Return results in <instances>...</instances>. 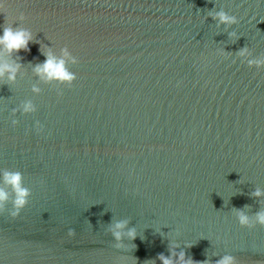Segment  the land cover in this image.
Instances as JSON below:
<instances>
[{
  "label": "water",
  "instance_id": "95a60500",
  "mask_svg": "<svg viewBox=\"0 0 264 264\" xmlns=\"http://www.w3.org/2000/svg\"><path fill=\"white\" fill-rule=\"evenodd\" d=\"M0 2V36L32 34L0 45V264H264L238 223L264 211V0ZM48 53L71 83L37 73ZM5 171L31 193L16 218Z\"/></svg>",
  "mask_w": 264,
  "mask_h": 264
},
{
  "label": "clouds",
  "instance_id": "9594fccd",
  "mask_svg": "<svg viewBox=\"0 0 264 264\" xmlns=\"http://www.w3.org/2000/svg\"><path fill=\"white\" fill-rule=\"evenodd\" d=\"M0 10L6 11V5L3 2H0ZM20 18L24 19L23 13L20 14ZM213 19H218L221 23H226L230 25L238 24V19L233 16L229 15L223 11L215 13L213 15ZM231 36L235 37L236 33H230ZM32 40V34L29 30L25 28L20 27H13L11 25H8L4 27L3 29V36H0V45H3V47L8 50L9 53L15 51L19 52L21 50L27 51L28 50V43ZM245 49L241 50V55L245 52ZM65 55H68L67 49H64ZM75 62V61H74ZM251 63H264V61H250ZM5 71H8L11 73L9 75V79H14V73L16 71L15 68L10 67L9 65L5 64L3 66H0V76L4 74ZM37 73H45L48 78L50 79H57L61 82H68L71 83L75 77L72 73L66 70L65 67V61L63 59H60L57 61L54 57H52L51 53L47 54L46 61L43 63V65H37L36 67ZM25 112L32 111V105L27 104L25 105ZM13 125H16V121H13ZM38 131H42L43 128L39 125H36ZM3 181L6 185L10 186L14 191V199L12 201V211L8 213L12 218H16L19 216L20 212L27 206L28 204V198L31 195L30 191L23 186V175L21 172H11V171H5L3 175ZM255 196H260L261 193L259 190H257L254 193ZM8 201V194L7 192L0 188V208H3ZM255 224H253L249 218L248 215L244 214L242 211L239 212L238 215V223L241 227H247L249 229L256 227V225H259L261 227H264V211H260L256 213L255 216ZM117 228L124 227V223H118L116 225ZM69 236L74 235L73 230H69ZM115 238L117 241L121 239L120 232L114 233ZM128 236L131 239H135L136 233L135 230H130L128 232ZM188 247H191V245H187ZM116 247H119V245H116ZM159 259L162 260L163 264H173V261L170 258H165L162 254L159 256ZM179 261L181 264H208V261L204 262H195L190 257L185 259V254L182 252L179 256ZM216 264H237L236 258L232 255H225L223 256L219 261L216 262Z\"/></svg>",
  "mask_w": 264,
  "mask_h": 264
}]
</instances>
